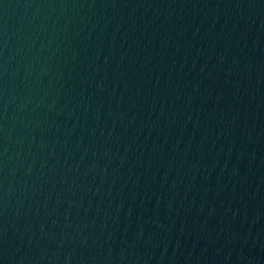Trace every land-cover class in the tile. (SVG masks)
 I'll return each mask as SVG.
<instances>
[{
    "label": "water",
    "instance_id": "1",
    "mask_svg": "<svg viewBox=\"0 0 264 264\" xmlns=\"http://www.w3.org/2000/svg\"><path fill=\"white\" fill-rule=\"evenodd\" d=\"M0 264H264V0H0Z\"/></svg>",
    "mask_w": 264,
    "mask_h": 264
}]
</instances>
